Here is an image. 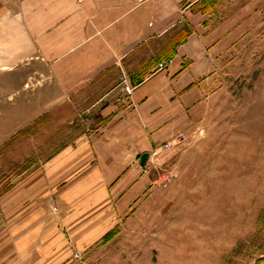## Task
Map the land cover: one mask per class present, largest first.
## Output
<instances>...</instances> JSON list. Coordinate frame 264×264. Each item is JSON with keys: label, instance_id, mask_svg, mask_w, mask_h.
Wrapping results in <instances>:
<instances>
[{"label": "crops", "instance_id": "0c3cea01", "mask_svg": "<svg viewBox=\"0 0 264 264\" xmlns=\"http://www.w3.org/2000/svg\"><path fill=\"white\" fill-rule=\"evenodd\" d=\"M200 1L0 0L2 103L14 105L16 89L44 91L34 102L38 108L23 101L30 108L22 120L63 104L64 89L122 72L92 101L99 104L93 128L44 162L0 179V187L8 182L0 190V264H64V233L95 232L94 213L80 215L79 208H94L96 194L98 204L110 201V185L147 184L150 158L142 164L140 156L166 142L173 148L175 136L186 134L204 105L211 51L222 38L206 26L207 13L196 8ZM176 24L194 27L177 43L170 32ZM167 40L162 53L151 51ZM153 55L166 58L165 67L142 61ZM48 72L54 88L49 98ZM123 79L132 86L129 96Z\"/></svg>", "mask_w": 264, "mask_h": 264}, {"label": "rangeland", "instance_id": "374dc122", "mask_svg": "<svg viewBox=\"0 0 264 264\" xmlns=\"http://www.w3.org/2000/svg\"><path fill=\"white\" fill-rule=\"evenodd\" d=\"M196 8L222 35L211 51L204 105L173 148H151L158 153L148 160L147 184L110 185V201L98 204L96 194L94 208H79L80 215L94 213L95 232L64 233V264H264V0H201ZM193 28L173 26L175 43ZM168 42L151 51L162 53ZM111 71L96 85L64 89L63 104L48 105L32 121L22 120L30 108L23 101L35 106L43 89H16L14 105L1 96L0 179L44 162L93 128L99 104L92 101L122 74Z\"/></svg>", "mask_w": 264, "mask_h": 264}, {"label": "built area", "instance_id": "2783aa9c", "mask_svg": "<svg viewBox=\"0 0 264 264\" xmlns=\"http://www.w3.org/2000/svg\"><path fill=\"white\" fill-rule=\"evenodd\" d=\"M165 64H166V62H163V61L158 62L157 69H162L163 67H165ZM122 83H123V89H124L125 93L127 95H129L132 91V86L125 79L122 80ZM157 153H158V151L155 149L150 151L151 157L155 156Z\"/></svg>", "mask_w": 264, "mask_h": 264}, {"label": "water", "instance_id": "95a60500", "mask_svg": "<svg viewBox=\"0 0 264 264\" xmlns=\"http://www.w3.org/2000/svg\"><path fill=\"white\" fill-rule=\"evenodd\" d=\"M149 154L148 153H143L141 156H140V162L143 164L146 159L148 158Z\"/></svg>", "mask_w": 264, "mask_h": 264}, {"label": "bare ground", "instance_id": "6f19581e", "mask_svg": "<svg viewBox=\"0 0 264 264\" xmlns=\"http://www.w3.org/2000/svg\"><path fill=\"white\" fill-rule=\"evenodd\" d=\"M149 158H151V154L148 156L147 160H148ZM147 160H146V161H147Z\"/></svg>", "mask_w": 264, "mask_h": 264}]
</instances>
